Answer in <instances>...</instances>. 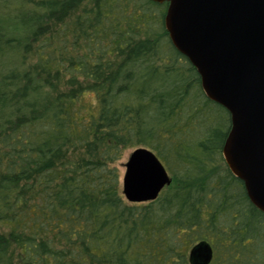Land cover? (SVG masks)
<instances>
[{"label": "trees", "instance_id": "obj_1", "mask_svg": "<svg viewBox=\"0 0 264 264\" xmlns=\"http://www.w3.org/2000/svg\"><path fill=\"white\" fill-rule=\"evenodd\" d=\"M168 2L0 0V264H264V212L228 168L231 115L172 44ZM172 176L129 202L115 164Z\"/></svg>", "mask_w": 264, "mask_h": 264}, {"label": "water", "instance_id": "obj_2", "mask_svg": "<svg viewBox=\"0 0 264 264\" xmlns=\"http://www.w3.org/2000/svg\"><path fill=\"white\" fill-rule=\"evenodd\" d=\"M168 2L164 17L172 44L196 68L207 97L225 107L231 128L222 153L264 212V0H153ZM158 155L136 147L125 163L122 193L149 202L172 183ZM213 248L199 242L191 264H210Z\"/></svg>", "mask_w": 264, "mask_h": 264}, {"label": "rangeland", "instance_id": "obj_3", "mask_svg": "<svg viewBox=\"0 0 264 264\" xmlns=\"http://www.w3.org/2000/svg\"><path fill=\"white\" fill-rule=\"evenodd\" d=\"M135 148H128L124 151V154L122 156V158L118 161L115 162V164L119 167L120 170V178H121V190H122V178L125 172V163L128 160V157L130 155V153L134 150ZM169 172V171H168Z\"/></svg>", "mask_w": 264, "mask_h": 264}]
</instances>
